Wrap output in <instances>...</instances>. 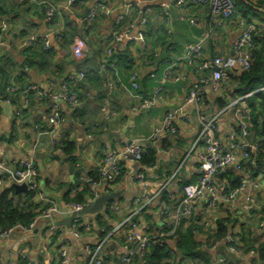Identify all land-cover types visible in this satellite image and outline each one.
<instances>
[{
  "label": "crops",
  "instance_id": "obj_1",
  "mask_svg": "<svg viewBox=\"0 0 264 264\" xmlns=\"http://www.w3.org/2000/svg\"><path fill=\"white\" fill-rule=\"evenodd\" d=\"M100 1L108 3V10L101 12L94 24L87 28V52L84 58H76L72 54L74 37L83 29L81 21L88 8ZM242 1L249 4L255 0ZM43 3H53L68 9L67 12L70 11L68 24L59 18L49 23L45 21L44 8L41 6ZM0 9L5 14L0 15V40L3 42L0 46V94H3L10 85L9 77L13 71L19 65L28 62L29 57L33 55H35L33 64L27 70L26 78L17 80L19 86L32 84L46 90L48 83L54 82V89L59 90L62 80L71 73L93 72L89 80L77 88V92L83 98L77 114L74 115L66 104L60 103L64 123L55 134H50L48 129L47 102L39 99L35 94L30 98L31 103L29 100L28 108L24 105L28 100L27 95H19L15 97L12 106L3 105L0 108V195L12 185L11 176L15 173L18 163L27 162L33 164L38 171L37 182L42 198L63 208L66 205L63 196L71 189L86 184L85 180L89 174L96 175L103 168L102 150H118L125 143L138 142L141 143V147L150 148L156 154L155 167L143 168L149 181L146 193L151 199H155L151 205L154 214L151 217L155 225L157 222L155 213L161 200H158L160 190L166 180H170L169 192L173 199L169 203L170 209L173 210L181 199L180 184L190 182L192 185L197 179L196 156L191 153L187 158L189 147L199 131L195 122L187 124L179 120L175 136H161L153 143L146 141L154 129L161 126L165 114L184 103L190 89L197 84L199 78L193 68L182 63L177 69L180 80L161 85V71L167 65L164 58L181 56L186 45L198 42L209 28H212L208 9L192 5L179 7L171 0H76L75 4H70L69 0H0ZM147 9L151 11L148 14V23L142 29H138L137 26L131 27L129 19L133 18V22L140 20L141 15L147 14ZM166 10L168 21L163 14ZM120 17L123 18V25L129 28L125 38L120 45H116V48L121 56L124 55L126 58L118 60L110 58L109 63L114 69L108 68L99 72L101 62L107 58V45L103 43L102 36ZM189 19H194L197 23L191 26ZM236 19L237 16L223 27L214 30L211 39L204 44V54L208 60L232 55V44L241 32L240 23ZM248 20V23L255 21L264 24V16L250 15ZM64 28L67 30V37L57 40L56 35ZM30 36L35 37L36 42L32 47H27L25 44ZM40 36H47L53 47L51 53L42 60L40 57H42L43 45L39 41ZM170 47L172 51L169 50ZM132 72L137 75L139 94L142 97H151L155 88L161 85L163 88L161 100L155 107L140 111L136 100L130 98L124 91L116 89L109 99V109L114 114L106 119L101 112L100 100L106 94L107 82L119 80L127 83ZM151 73L157 78H150ZM203 90L208 101L203 114L212 106L213 111L210 116L221 113L223 109H218L217 102L219 97L225 98L227 103L225 108L233 104L218 118L220 128L218 138L225 142L230 127L241 121L242 109L245 107V100H242V97L245 94L235 90L231 85H226V88L221 87L218 93H213L207 88ZM236 100L237 103L234 104ZM20 107L27 110L17 118L15 111H19ZM186 114L194 116V112L190 109H187ZM35 126H39L40 129H35ZM88 133L91 134V139L86 138ZM54 138H66L74 143V162L69 161L58 148L52 146L51 140ZM253 141L249 134L247 142L251 144ZM121 169L118 180L110 184L100 180L96 190L99 194H105V191L119 194L116 200L110 202L116 210H110L109 215L105 212L102 214L104 218L102 223L109 228V231L120 226L130 212L135 210V201L142 193L141 186L131 182V175L142 167L138 163L122 161ZM227 173L230 176L227 177ZM227 173L214 177L219 189H225L230 180L237 176L233 171ZM255 179L257 188L249 186L230 204L219 205L212 212L207 211L203 203L194 208L192 218L199 221V227L203 230L202 234L198 232L195 234L196 237L199 236L200 242L204 244L205 241L207 242L201 247L210 264H214L218 257L226 259V255L221 251L224 247L223 242L213 243L211 240L208 242L207 231L214 230L218 219L231 217L236 219L233 232H240L242 222L246 223V220L250 219L248 210L253 204L248 200L257 196L258 205L261 204L260 201L264 202V170L259 172ZM89 191L91 196L86 199L87 201L94 195L90 187ZM15 197L13 200L17 204L20 199ZM35 202L39 205L37 211L45 207L36 199ZM259 207L255 205L254 209ZM139 217V226H144L146 223L144 217ZM66 218L55 217L54 223ZM93 218H89L90 229L85 230L79 239L73 238L64 226H55L58 232L52 236L49 230L50 223L40 221L30 234H13L7 240H0V264H16L19 259L24 260L25 264H60V243L67 248L66 264H88L85 246L96 240L94 231L97 226L96 219ZM187 226L188 223H185L183 228ZM59 231L62 236L59 235ZM137 232L141 233V230L138 228ZM123 233L124 230L111 238L107 244L111 252L109 264L120 262ZM256 233L263 238L261 236L264 234L263 223L258 224ZM256 233L254 232L255 238ZM169 247L173 248L172 245ZM239 260L240 264H247L242 257ZM181 264L191 263L184 260ZM194 264L204 263L197 259Z\"/></svg>",
  "mask_w": 264,
  "mask_h": 264
},
{
  "label": "built area",
  "instance_id": "obj_2",
  "mask_svg": "<svg viewBox=\"0 0 264 264\" xmlns=\"http://www.w3.org/2000/svg\"><path fill=\"white\" fill-rule=\"evenodd\" d=\"M177 6L183 7L187 5L206 7L209 15L211 16L212 28L204 34V36L196 43L188 44L184 47L181 56L176 58H170L166 63L167 65L161 71V85H165L169 82H178L180 78L177 76V69L180 64H186L193 68L197 74L198 81L189 91L188 96L184 103L165 114V117L159 128L154 129L151 136L146 140L147 142H156L161 136H175L177 134V121L190 124L195 122L198 126V133L193 139L187 158L191 153L196 156L197 169L196 182L192 185H187L184 188H179L181 193V199L175 209H168V204L163 200V194L167 195V200L172 201L173 197L169 192V182L167 179L160 190V200L157 212V222L154 225L152 217L154 216L151 211V205L155 199H151L146 191L149 187V181L145 175L143 169H138L131 175V182L140 185L142 189L141 195L136 199V208L124 222L114 228L113 230L106 232L105 228H99L94 231L95 241L94 243H87L85 246V252L88 255V264H109L111 260V252L109 251L107 244L111 238L116 236L123 230V227L128 231L122 234L124 242L121 245V255L119 264H133L136 256L140 258L152 253L155 248H161L164 244L171 250L175 247V241L170 240L171 236L175 233L177 228L184 220L193 217V211L196 206L203 203L207 211L212 212L222 204H230L234 201L236 196L249 186L257 188V182L255 180H248L243 175V163L247 161L250 154L258 152L264 145V136L257 141L249 144L247 139L249 132L247 130V122L249 120V112L244 107L241 113V121L230 127L227 132V136L222 142L218 138L220 128L218 126V118L220 114L224 113L233 104L224 108L221 113L205 117L203 112L207 105L205 102V92L203 88H207L213 93H218L221 90L223 84L228 80L229 74L236 71H247L251 67V51L254 47L252 34L258 29H264V24H260L255 21H251L246 25L240 24L241 32L237 39L232 44V55L226 58L216 57L213 60H208L204 54V44L211 39L214 30L223 27L227 22L235 17L236 7L234 0H171ZM75 0H69L70 4H74ZM131 6V5H128ZM136 9V7H135ZM108 10V3L106 1H100L93 3L89 8L86 16L81 21L82 24L91 25L94 24L97 17L101 12ZM68 9L61 8L56 5H48L45 12V20L47 22L56 18L63 20L69 15ZM149 9L146 10V15H141L140 20L133 22L130 26H137L138 29H142L148 22ZM168 21V12L163 11ZM123 18H117L112 28L102 36L103 43L106 47V57H110L112 52L116 49V45H120L127 34V30H122L121 23ZM189 24L194 26L197 22L194 19H189ZM59 34V33H58ZM59 37L61 35L59 34ZM35 37L30 36L27 43V47L32 46L35 42ZM41 43L45 49L51 47L47 36H40ZM3 42L0 40V46ZM172 51V47L169 48ZM87 52V37L79 35L73 40L72 54L76 58H82ZM114 69L106 60L102 61L99 67V72L106 69ZM28 68L25 67L23 72H27ZM14 76H19V73H15ZM87 72L71 73L67 78L71 82H80L87 78ZM150 78L156 79L157 76L154 73L150 74ZM129 82L123 83L119 80L107 82V96L101 101V112L104 117L108 119L114 113L109 109V99L113 91L120 89L127 93L130 98L136 100L138 103V110L143 111L155 107L159 100H161L163 88L156 87L153 94L149 98H144L139 94V84L137 82V75L132 73L129 77ZM18 91L17 85L12 82L6 88L7 94L11 95ZM34 93L39 99L47 98V125L50 134H55L59 131L64 123V116L60 109V103L66 104L71 110L78 105L77 95L69 88L68 83L63 82L59 86V90L54 89V82H49L46 90L40 89L36 85H29L22 93ZM264 94V86L258 88L254 92L244 95L242 100L247 99L252 95ZM237 103V100L234 104ZM3 105L12 106L10 98L5 100L0 98V108ZM28 106V101L24 103ZM187 109L194 112V116L186 114ZM20 111H15V117H21ZM237 127V128H235ZM35 129H40L39 126H35ZM87 139H91V134H87ZM145 142V141H144ZM52 146L60 148L61 139L54 138L51 140ZM144 154L141 143L129 142L125 143L118 150H102L101 155L103 159V168L96 173L97 180H93L91 176H87L85 183L90 187L94 193L93 198L87 201L85 206L80 204L71 203L66 204L63 208H59L53 202L45 200L39 194L38 188V171L33 164L27 162H19L15 173L11 176L12 185H25L26 191L35 193V199L38 202L44 204L45 209L27 225L17 224L8 228H0V240H7L13 234L27 235L32 233L37 224L40 221L50 223V235L54 236L58 230L55 228L54 218H66L74 212H78L83 208L93 203L101 194L97 193L100 180L107 182L108 184L115 182L121 176V162H140ZM254 166V165H252ZM226 168H230L233 172H236L237 176L233 179L238 180L240 185L237 189L225 192L223 189H219L215 182L214 177L221 173H224ZM78 189H74L75 193ZM105 194H109V191H105ZM251 204L255 203V198L248 200ZM116 210V207L111 203L107 204L104 210L100 213L101 216L106 210ZM146 210L150 223H145L144 226H139L136 222L141 210ZM99 215V214H98ZM96 215L94 218L98 217ZM92 217H85L76 219L72 222L71 229L69 230L73 238L79 239L81 233L78 231L84 228V232L90 229V219ZM93 218V219H94ZM154 218V217H153ZM195 220V219H194ZM197 221V220H196ZM154 227L156 229H154ZM141 230V233L137 232V229ZM167 229L168 232H164ZM59 235L62 233L59 231ZM223 246L226 252L234 255L236 258L242 260H250L255 258V252L250 251L248 254L243 255L239 247L241 246L240 238L229 234L223 241ZM172 245L173 248H170ZM170 256H173L172 252H169ZM245 257V258H243ZM59 259L60 264H66L68 259L67 248L60 243L59 247ZM143 264V262H142ZM167 264H173L168 262ZM215 264H227L224 257H218Z\"/></svg>",
  "mask_w": 264,
  "mask_h": 264
},
{
  "label": "trees",
  "instance_id": "obj_3",
  "mask_svg": "<svg viewBox=\"0 0 264 264\" xmlns=\"http://www.w3.org/2000/svg\"><path fill=\"white\" fill-rule=\"evenodd\" d=\"M234 2L236 7L235 16L238 17L236 21L240 24L243 25L248 24L249 21L248 16L250 15L259 16V17L264 16V0H255L249 2V4L247 3L245 4L242 0H234ZM75 3L76 0L74 4ZM50 4L54 5L53 3H43L41 5L44 8L43 11L44 19H45V12L47 6ZM0 15L2 16L5 15L2 13L1 9H0ZM63 20L64 22H66V24H68L67 22L68 16L65 17ZM133 21H134L133 18L129 19L130 25L133 23ZM92 25L93 24L91 25L83 24V29L79 35L86 36L87 28L91 27ZM121 28L122 30H127L129 27L124 26L122 22ZM66 32H67L66 28L58 32L61 35V37H59V34H57L56 39L57 40L65 39L67 37ZM252 38L254 42V47L251 51V59H252L251 67L247 71H236L232 74H229L228 80L223 84L225 88L226 85L228 86L231 85L233 88H235V90L237 91L239 90L245 95L250 94L255 90H257L258 88L264 86V29L258 28L252 34ZM39 41L41 42L40 38ZM52 50H53L52 46L49 49H45L42 46V51H41L42 57H40L41 58L40 60L45 58V56L47 57ZM34 57L35 55L30 56L28 62H24L21 66L19 65V67L15 69V71H13V73L10 75L11 78L9 77V81H10L9 83L14 82L18 87V91L9 95L7 94L5 89L3 94H0L1 99L5 100L7 98H10L11 103L13 105L15 101V97L19 95H25V96L27 95L28 96L27 108L30 107L29 106L31 103L30 98L32 96L34 97V93L32 92L22 93V91L25 90L29 85L19 86L17 84V80L19 79L23 80L26 78L27 74L23 72V70L25 67H27L28 69L32 67L33 64L32 61ZM110 58L118 60L119 58L121 59L126 57H124V55L121 56L120 51L116 48L112 52L111 56L106 58L108 64H110L109 63ZM214 58H212L211 60H213ZM149 59L148 61H150ZM164 59L165 62H168L170 58L165 57ZM124 64H126V62H124ZM16 72L19 73V76H14ZM87 74H88L87 78H85L80 82H71L68 80L67 76L62 80V83L63 82L68 83L69 88L77 95L78 105L72 110L74 115L78 113L83 99L81 98L80 94L77 92V88L85 84L89 80V77L93 74V72L89 71L87 72ZM105 89H106V94L104 95V97L102 96L100 100V107H101L102 99H104L108 93L107 84ZM205 97L206 96L204 95V98ZM205 102L206 105H208V101L206 100V98H205ZM217 102H218V109L222 110L227 106L225 98L219 97ZM245 108L249 112L247 130L251 135L252 139L254 140L253 142H255L259 138L264 136V131L262 129V122L264 121V94L252 95L247 99H245ZM24 110L27 109H23L22 107H20L19 109L21 114L24 112ZM58 149L62 152V155L64 157H67L69 161L74 162V158H73V154L75 151L74 143L69 142V140H67L66 138H63L61 139V146ZM143 151L144 154L139 162L140 167H142V169L147 167H151V168L155 167L154 166V164L156 163L155 152L150 148H143ZM263 170H264V145L258 152L254 154H250L249 159L243 163V175L248 180H256L255 178L259 175V172H262ZM229 173L226 174L227 177L230 176ZM89 176H91L93 180H97L96 175L89 174ZM187 185H190V182L180 184L179 188H184ZM239 185L240 182L238 180L234 181L233 179H231L228 186L225 187V189L223 190L225 192H230L237 189ZM75 189L76 190L78 189V191L74 193L73 190L71 189L63 196V201L66 204L76 203L85 206L87 204L86 199L91 196V193L89 191V186L87 184H84L81 187H76ZM15 196H17L20 199L17 204H15L13 200ZM35 197H36L35 193H30V192L16 193V191L12 186H10V188H7L5 191H3L0 195V228H8L17 224L27 225L32 220H34V218L40 215V213L45 209V207H42L41 210L37 211L39 205L36 204ZM256 197H255V203L251 205L253 208L251 207L248 210V213L250 214V219L246 220V223L242 222V230L240 232H233V227H234L233 225L236 223V219H232L231 217L218 219L215 222L213 231L206 230L208 233L207 234L208 242L211 240L213 241V243H218V242L221 243L229 234L240 238L241 246L239 247V250L243 255L248 254V252L250 251L255 252V258L250 259L249 261L246 260L247 264H264V234L261 235L263 237L261 238L256 233L258 224L264 223V202L260 201L261 204L258 205L259 200H257ZM161 200H163L166 204H168L167 207L168 209H170V203L169 200H167L166 194H163ZM255 205H257V207L260 206L259 209L255 210L254 209ZM110 210L111 209L106 210L105 214L109 215L112 211ZM139 216L144 217L146 223H150V220L146 215L145 209L139 212L138 217L135 218L136 222H138L140 218ZM102 221H104V218L102 216H98L96 218V226L99 228H105L106 232H109V228H107L106 225L102 223ZM185 223H188L189 225L187 226V228H183ZM199 226H200L199 221H196L193 218L184 220L183 223L179 225L173 236H171L170 238V240L175 241L174 250L169 249L167 245L164 244L161 248H155V250H153L152 253H149L148 255L142 258L136 256V258L133 261V264H142V262L143 264H167L170 261L173 262V264H178V263L181 264L182 261L184 260L190 261L191 264L192 263L194 264L195 260L197 259H200L204 264H210V260L205 257V253L201 247L204 244V242H200L199 236L196 237L195 234L197 232L198 234H202L203 230ZM154 229L156 228L154 227ZM123 230L124 233L128 231V229L125 227H123ZM78 231L82 234L84 232V228H81ZM164 232H168V230L164 229ZM254 232L256 233L258 238L254 237ZM121 240L123 243L124 239ZM206 243L207 242L205 241V244ZM170 251L172 252L173 256L169 255ZM226 261L227 264H234L228 256H226ZM16 264H25V261L19 259Z\"/></svg>",
  "mask_w": 264,
  "mask_h": 264
},
{
  "label": "water",
  "instance_id": "obj_4",
  "mask_svg": "<svg viewBox=\"0 0 264 264\" xmlns=\"http://www.w3.org/2000/svg\"><path fill=\"white\" fill-rule=\"evenodd\" d=\"M87 12L88 11H86V14H87ZM44 100H45V102L48 101L47 98H44ZM212 111H213V106L210 108V110L207 113L204 114V116L210 117V115L212 114ZM262 129L264 131V122H262ZM228 171H232V170L230 168H226L224 170V173L228 172ZM222 174L223 173H221L219 175H222ZM11 186L14 188L16 193H23L26 191L25 185H11ZM118 197H119L118 193L101 194L93 203H91L87 207L83 208L82 210H80L78 212H74L69 217H67L65 220L55 222L53 225L57 226V227L64 226L68 230H70L72 222L74 220L80 219V218H85V217H95L96 215L100 214L104 210V208L107 204H109L110 202H113ZM221 251L224 252V254L226 256H228L234 264H240V260L237 259L234 255L226 252L224 247L221 248ZM30 264H32V263H30Z\"/></svg>",
  "mask_w": 264,
  "mask_h": 264
},
{
  "label": "rangeland",
  "instance_id": "obj_5",
  "mask_svg": "<svg viewBox=\"0 0 264 264\" xmlns=\"http://www.w3.org/2000/svg\"><path fill=\"white\" fill-rule=\"evenodd\" d=\"M264 224V223H263Z\"/></svg>",
  "mask_w": 264,
  "mask_h": 264
}]
</instances>
